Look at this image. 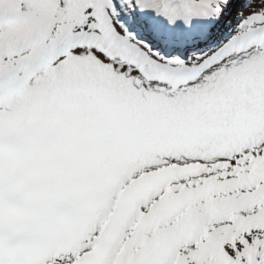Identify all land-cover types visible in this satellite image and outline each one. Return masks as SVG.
<instances>
[{
  "label": "snow or ice",
  "instance_id": "snow-or-ice-1",
  "mask_svg": "<svg viewBox=\"0 0 264 264\" xmlns=\"http://www.w3.org/2000/svg\"><path fill=\"white\" fill-rule=\"evenodd\" d=\"M0 264H264V0H0Z\"/></svg>",
  "mask_w": 264,
  "mask_h": 264
},
{
  "label": "rangeland",
  "instance_id": "rangeland-1",
  "mask_svg": "<svg viewBox=\"0 0 264 264\" xmlns=\"http://www.w3.org/2000/svg\"><path fill=\"white\" fill-rule=\"evenodd\" d=\"M244 2V0H237L238 4H242Z\"/></svg>",
  "mask_w": 264,
  "mask_h": 264
}]
</instances>
